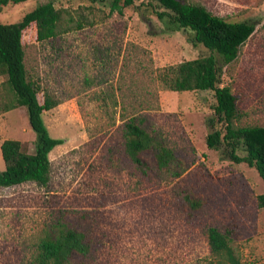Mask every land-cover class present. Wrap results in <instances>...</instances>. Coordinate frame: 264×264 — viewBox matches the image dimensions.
I'll list each match as a JSON object with an SVG mask.
<instances>
[{"label": "rangeland", "instance_id": "rangeland-1", "mask_svg": "<svg viewBox=\"0 0 264 264\" xmlns=\"http://www.w3.org/2000/svg\"><path fill=\"white\" fill-rule=\"evenodd\" d=\"M47 1L9 5L1 19L18 21ZM53 1L66 18L82 13L84 26L41 42L33 23L23 44L40 102L46 93L58 101L44 112L45 123L64 141L50 153L47 185L0 187V264H29L43 228L59 222L82 226L100 244L94 259L73 264H212L209 226L235 229L242 264H264V180L255 167L227 158L223 146L207 145L209 93L170 90L159 79L162 68L208 50L146 4L120 13L89 0ZM187 1L257 22L224 66L221 86L238 98L239 124L264 126V0ZM13 96L0 75V169L4 140L33 149L35 138L26 108L9 107ZM133 115L146 116L147 128L174 149L170 167L158 169L153 154H144V172L125 154L123 123Z\"/></svg>", "mask_w": 264, "mask_h": 264}, {"label": "trees", "instance_id": "trees-1", "mask_svg": "<svg viewBox=\"0 0 264 264\" xmlns=\"http://www.w3.org/2000/svg\"><path fill=\"white\" fill-rule=\"evenodd\" d=\"M34 0H0V75L13 92L9 107L23 106L34 131L33 149L26 142L6 139L1 145L5 168L0 169V187L25 182L47 185L51 176L50 153L63 143L53 137L44 120V112L58 105L51 95L39 100L41 84L29 76L25 63L23 34L36 24L37 40L47 41L68 32L73 26L82 28L83 14L75 19L66 10L57 8L53 0L27 10L18 21L4 22L1 14L5 7ZM109 6L123 13L127 8L138 10L143 5L152 7L159 19L167 18L178 29L193 33L194 45H202L208 53L176 65L162 68L159 79L164 87L174 91H203L212 96L210 108L214 115L208 120L211 131L206 137L210 148H225L226 157L235 162H246L257 169L264 180V126L239 124L238 98L229 86H221L224 66L234 61L241 46L254 33L257 22L252 19L229 20L214 14L204 5L187 0H89ZM146 1V2H145ZM147 117L133 115L123 123L125 154L140 169L147 172L149 161L144 154H153L158 169L170 167L177 160L174 149L149 130ZM239 149L245 155L238 153ZM264 207V193L258 196ZM212 264H242L234 243L235 229H207ZM100 249L98 241L82 226H68L61 222L46 226L41 231L29 264H73L77 260H92Z\"/></svg>", "mask_w": 264, "mask_h": 264}]
</instances>
